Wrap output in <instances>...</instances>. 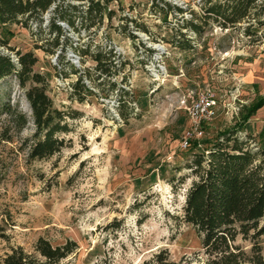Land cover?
I'll return each mask as SVG.
<instances>
[{
    "label": "rangeland",
    "instance_id": "374dc122",
    "mask_svg": "<svg viewBox=\"0 0 264 264\" xmlns=\"http://www.w3.org/2000/svg\"><path fill=\"white\" fill-rule=\"evenodd\" d=\"M153 5L151 0H112L108 9L113 17L102 22L95 36L66 31L70 41L81 45L86 36L113 43L130 61L127 74L137 110L121 122L98 98L86 93L77 102L55 89L50 56L39 48L45 33L33 37L19 25H0V41L7 43L0 52L10 58L15 51L32 52L37 59L33 70L48 80L54 106L75 113L66 119L69 132L60 135L66 147L46 160H30L25 140L33 126L23 89L13 77L0 80L2 97L28 117L19 134L0 140V260L11 248L31 252L42 238L52 245L75 242L74 264H142L160 250L169 263L198 264L197 235L174 218L191 181L184 165L191 149L201 150L218 132L239 126L245 110L264 96V44L248 45L239 29L208 25L194 50L182 52L167 44L171 29L180 26L188 10L199 15L200 7L194 0H158V7L167 10L154 18ZM124 13L144 23L149 39L136 36L128 42L115 33ZM141 45L157 53L151 71L140 63ZM203 92L213 95L215 116L195 131L187 108ZM263 128L264 106L241 131L256 135ZM182 177L185 183L179 187ZM172 178L175 193L168 185ZM236 242L250 247L247 240ZM257 242L264 262V236Z\"/></svg>",
    "mask_w": 264,
    "mask_h": 264
},
{
    "label": "trees",
    "instance_id": "16d2710c",
    "mask_svg": "<svg viewBox=\"0 0 264 264\" xmlns=\"http://www.w3.org/2000/svg\"><path fill=\"white\" fill-rule=\"evenodd\" d=\"M111 1L0 0V25H19L33 37L45 33V38L38 39L39 48L49 56H55L51 64L53 75L70 79L68 89L60 90L70 100L83 102L86 93L95 97L83 82L87 81L90 87L106 97L114 96L115 114L121 122L136 111L131 91L120 87L127 83L128 74L121 76L118 83L114 77L125 69L128 72L130 61L116 55L111 43L104 39L96 43L86 36V42L81 45L79 40L70 41L66 35L70 29L76 34L95 36L102 22L113 17V11L108 9ZM151 1H154V18L166 14L165 7H158V0ZM194 4L200 7V14L188 10V17L181 19L180 26L171 29L167 44L174 49L193 51L208 25L222 30L239 29L248 45L264 44V31L259 32L264 26V0H199ZM175 10L182 13L181 9ZM137 22L124 13L114 27L115 33L129 42L136 39L132 32L142 33L149 39V31L141 26L144 23ZM63 43H68L67 51ZM2 46L7 47V43L0 41ZM68 52L78 57L81 68L76 69L67 60ZM137 52L141 54V51ZM142 52L140 63H150L153 51L144 48ZM36 61L30 51H15L12 58L0 52V80L13 77L17 86L23 89L33 126V133L25 140L27 157L46 160L66 147V141L60 135L69 132L66 119L75 118V113L54 106L47 95L48 80L44 74L33 70ZM87 61H90L89 65H86ZM262 106L264 96L245 110L239 126L218 132L211 141L202 143L205 146L201 150H190L184 169L191 181L183 191L179 215L174 218L197 235L198 264H264L257 242L264 236V128L256 135L241 131L247 119ZM27 123V115L0 93V140L10 141L11 135L19 134ZM184 183L185 177L177 180L179 187ZM168 185L175 193L173 178ZM237 238L250 243L248 250L237 244ZM76 249L71 240L52 245L48 240L38 238L31 252L21 247L11 248L0 264H74L70 257ZM151 263L174 264L169 263L165 250L142 264Z\"/></svg>",
    "mask_w": 264,
    "mask_h": 264
},
{
    "label": "built area",
    "instance_id": "2783aa9c",
    "mask_svg": "<svg viewBox=\"0 0 264 264\" xmlns=\"http://www.w3.org/2000/svg\"><path fill=\"white\" fill-rule=\"evenodd\" d=\"M194 1L195 3H197L199 0H194ZM132 33L135 36L148 38L146 35L142 33H138V32H132ZM111 47L113 49V52L116 55H120L121 58H125L123 52L120 51L115 44L111 43ZM144 48L146 47L144 46ZM156 54H157L156 52H152L151 62L144 64L143 65L144 69L151 71L153 70V68H155V66L153 65V62H157L158 60V56ZM54 59H55V56H50L51 64L54 63ZM67 60L76 69L81 68L78 57L72 52L67 53ZM126 73L127 72L125 69L123 70V72L119 73L118 76H115L114 77L115 82L118 83L121 79V76L126 75ZM126 78H127V83L120 85V87L126 91H130V86H129L130 82H129L128 75H126ZM53 80L55 81V89H62V88L68 89V84L70 82V79H62V78L54 76ZM83 82L87 85L88 89L92 91V93H94L95 97L98 98L99 102L106 104L108 106V109L110 110V112L114 114V118L116 120H119L117 115L115 114L116 101L114 100V96L106 97L103 93H100L99 91L90 87L87 81H83ZM115 93L116 91L113 92V94ZM102 95L105 97H101ZM134 109L135 111L137 110L135 108V105H134ZM215 109H216V102L214 101L213 95L210 92H203V93L196 95L187 108V114L191 121L192 128L196 131L199 129L200 125L208 124L210 121H212V119L215 116Z\"/></svg>",
    "mask_w": 264,
    "mask_h": 264
},
{
    "label": "bare ground",
    "instance_id": "6f19581e",
    "mask_svg": "<svg viewBox=\"0 0 264 264\" xmlns=\"http://www.w3.org/2000/svg\"><path fill=\"white\" fill-rule=\"evenodd\" d=\"M158 48V47H157Z\"/></svg>",
    "mask_w": 264,
    "mask_h": 264
}]
</instances>
